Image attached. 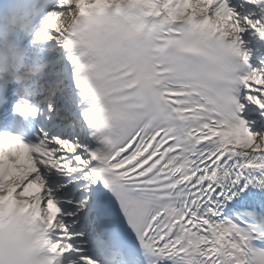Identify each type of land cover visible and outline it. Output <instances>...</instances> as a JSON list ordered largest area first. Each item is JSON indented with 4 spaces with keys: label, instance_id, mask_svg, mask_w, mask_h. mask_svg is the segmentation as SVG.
Masks as SVG:
<instances>
[{
    "label": "snow or ice",
    "instance_id": "6c2138e0",
    "mask_svg": "<svg viewBox=\"0 0 264 264\" xmlns=\"http://www.w3.org/2000/svg\"><path fill=\"white\" fill-rule=\"evenodd\" d=\"M244 5L255 10L241 15L229 0L116 3L135 22L123 37L132 46L68 57L87 98L79 134H0V228L23 218L49 264H250L249 242L264 233L222 211L241 181L240 192L253 185L246 173H264V67L248 66L242 40H264V0ZM29 6L42 13L34 37L67 50L73 14L103 13L112 0ZM253 179L264 189V175Z\"/></svg>",
    "mask_w": 264,
    "mask_h": 264
},
{
    "label": "clouds",
    "instance_id": "9594fccd",
    "mask_svg": "<svg viewBox=\"0 0 264 264\" xmlns=\"http://www.w3.org/2000/svg\"><path fill=\"white\" fill-rule=\"evenodd\" d=\"M116 3H123V0H112V6L100 14H73L69 27L75 24L76 36L67 49L73 53L71 57L77 60L94 58L110 44L132 46L123 37L133 29L135 22L130 18V10L122 8L117 13ZM39 237L40 233L23 218H16L10 226L0 228V264H49L50 253L37 242ZM249 252L250 264H264V251L250 247Z\"/></svg>",
    "mask_w": 264,
    "mask_h": 264
},
{
    "label": "bare ground",
    "instance_id": "6f19581e",
    "mask_svg": "<svg viewBox=\"0 0 264 264\" xmlns=\"http://www.w3.org/2000/svg\"><path fill=\"white\" fill-rule=\"evenodd\" d=\"M242 0H229V6L234 7L235 11L244 15L248 11H254L253 6L244 5L243 8L240 6ZM242 40L244 41V47L249 54V58L255 59V68L259 69L264 67V62H262L260 54L254 50V46L257 44L258 36L245 32L242 34ZM66 49L62 45H58L55 42H42L37 38L33 40V46L31 48V53L28 56L29 62L32 65L46 64L40 68V71L36 73L32 80V84H45L55 82V84H61L67 81L68 77L62 71V56ZM67 94V91H65ZM59 101L63 102L62 97L58 98ZM68 105V104H67ZM250 130L255 131L256 128L253 126ZM77 135L70 134L65 139H72Z\"/></svg>",
    "mask_w": 264,
    "mask_h": 264
}]
</instances>
